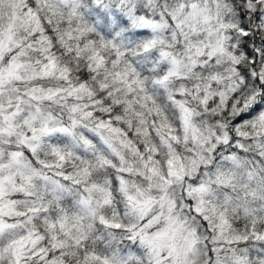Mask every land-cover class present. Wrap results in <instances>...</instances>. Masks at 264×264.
<instances>
[{
  "label": "snow or ice",
  "instance_id": "6c2138e0",
  "mask_svg": "<svg viewBox=\"0 0 264 264\" xmlns=\"http://www.w3.org/2000/svg\"><path fill=\"white\" fill-rule=\"evenodd\" d=\"M0 264H264V0H0Z\"/></svg>",
  "mask_w": 264,
  "mask_h": 264
}]
</instances>
